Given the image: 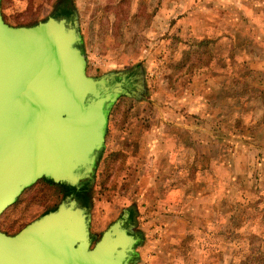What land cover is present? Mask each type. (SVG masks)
<instances>
[{
    "label": "crops",
    "instance_id": "obj_1",
    "mask_svg": "<svg viewBox=\"0 0 264 264\" xmlns=\"http://www.w3.org/2000/svg\"><path fill=\"white\" fill-rule=\"evenodd\" d=\"M229 1L61 0L55 7L58 13L67 11V15H76L82 39L86 30L81 24L83 21L95 18L98 24L107 22L112 33L117 30L114 26L123 22V36L129 38L132 35L127 26L139 20L143 26L135 34L157 39L160 36V45L163 44L160 48L146 50V55L159 52L165 58L173 54L175 75L171 85L164 80L165 64L155 77L152 71L158 67L153 60L147 59L140 67L142 73L149 72V81L153 79L154 83L155 79L158 88L157 101H153L154 119L149 117V111L134 116L115 139L116 147H123L124 151L112 147L108 153L121 152L120 157L128 153L135 159L136 169L148 174L149 180H157L156 170L164 163L173 169L172 177L180 184L188 181L196 184V189L201 191L195 192L185 207L179 209L177 206L174 212L178 215L187 211L193 214L211 212L212 206H193L197 195L229 197L228 185L233 183L239 187L243 178V175L230 177V166H237L240 171L248 170L250 165L259 164L257 159L250 163L245 150H258L259 155L255 156H260L259 159L264 152V138L263 143H257L260 139L254 137L264 130V0H231L232 7ZM64 2L68 6L59 8ZM122 6L126 10L125 18L120 14ZM144 6L151 7L148 13L144 12ZM168 30L170 32L165 35ZM127 43L124 40V44ZM203 48L211 54L208 64L195 61L196 54ZM186 55L189 60H185ZM160 76L162 79H158ZM238 157L233 163L230 160ZM105 160L104 156L98 162L94 178L99 168L105 172L102 165ZM147 166L151 170L144 171L143 167ZM249 173L245 179L255 181ZM176 225L179 230L181 223ZM182 226L190 231L207 228L206 223L190 221ZM167 229L165 223L157 226V230ZM180 241L181 236L175 235L146 242L147 245L160 242L177 246ZM189 243L191 247L198 244L194 236ZM175 259L174 253L163 256L154 250L143 251L139 257L144 264H170V261L176 264ZM197 260L203 263L202 259Z\"/></svg>",
    "mask_w": 264,
    "mask_h": 264
},
{
    "label": "water",
    "instance_id": "obj_2",
    "mask_svg": "<svg viewBox=\"0 0 264 264\" xmlns=\"http://www.w3.org/2000/svg\"><path fill=\"white\" fill-rule=\"evenodd\" d=\"M68 15L55 10L35 24L12 26L0 0V217L41 179L65 188L53 210L14 234L0 230V264L136 260L141 239L129 211L94 238L78 192L93 184L112 107L138 97L143 76H88L77 17Z\"/></svg>",
    "mask_w": 264,
    "mask_h": 264
},
{
    "label": "rangeland",
    "instance_id": "obj_3",
    "mask_svg": "<svg viewBox=\"0 0 264 264\" xmlns=\"http://www.w3.org/2000/svg\"><path fill=\"white\" fill-rule=\"evenodd\" d=\"M59 1L61 0H32L30 4L29 0H1V12L4 20L12 26L32 25L39 19L50 15ZM51 2L52 6H50ZM231 4L230 0L229 5L232 7ZM150 9L151 7L144 6L145 13H148ZM94 19L81 23L83 28H86L81 49L86 60L87 75L99 77L106 73L127 71L131 77H135L136 74L141 73L143 74V91L138 93V97L119 98L110 111L105 146L102 150V157L105 156L106 159L102 164L105 172L99 168L93 184L88 189L90 233L94 238H98L101 232L122 214L123 210H128L129 223L134 226L133 231L141 239L136 247L137 256L134 264H144L139 260L141 252L150 253L152 250L163 256L174 253L176 264H245L243 257L251 256L253 252H260L264 255V226L261 225L260 220H255V224L251 227L235 226L238 219L253 216L250 214L254 211L253 205H258L259 210L264 209V152L259 151L261 154V159H259L260 156H255L256 153L259 155L258 150H245L249 162L252 163L257 159L259 164L253 167L250 165L248 170L240 171L237 166H230V177L243 175V178L239 187L233 183L228 185L229 197L213 195L205 198L203 194L197 195V199L192 203L193 206H212L211 212L193 214L187 211L181 215L175 213L174 210L176 211L177 206L179 209L185 207L191 200V196L201 191L196 189V184L193 185L190 181L180 184L176 177H172L173 169L164 163H160L157 169L160 172L156 170L157 180H149L148 174H143L136 169L134 165L136 161L128 153L124 152L121 157L119 155L121 152L108 153L112 147L124 151L123 147H116L115 139L122 133L126 122L134 116L141 115L142 111H149V117L154 119L156 110L154 102L157 101L158 88L155 85V79L154 83L153 79L149 81V72L148 74L142 73L140 67L145 65L147 59L153 60L154 65L158 67L152 71L155 77V73L159 75L162 72H160L161 65L165 64L164 80H168L170 85L175 70L172 66V53L166 55L165 58L159 55V52L146 55V50H152L154 47L160 48L163 44L160 45V36L157 39L151 36L146 38L144 34L141 36L135 34L142 28L143 22L137 20L130 23L127 28L132 36L126 38L123 36L125 33L123 22L121 25H115L116 33H112L109 24L106 25L107 22L98 24ZM168 32L170 30L165 35ZM111 34L116 35L111 37ZM124 40L128 43L124 44ZM156 63H160V66ZM133 111L137 113L134 115L130 113ZM254 137L260 139L257 143H263L264 130L257 132ZM238 159L239 157L237 160L236 158L230 160L233 163V160L238 161ZM146 169L151 170V167H143L144 171ZM248 172L252 173L251 177L256 178L255 181L245 179ZM64 194L65 190L59 185L44 179L39 180L24 190L16 203L2 214L0 230L7 234L16 233L32 220L53 210L63 199ZM230 215L238 216L233 225L228 223ZM186 221L193 224L206 223L207 228L190 231L187 227L183 231L182 225ZM161 223H165L168 229L157 230V226ZM176 223H181L182 230L181 228L177 230ZM172 227H174L173 230ZM228 231L230 236L227 235ZM179 233L182 238L188 235L194 236L198 244L191 247L189 242L181 246L165 245L160 242H156L159 245H147L146 242L157 237L174 238ZM226 237L229 238L226 239ZM144 243L146 244L143 245ZM203 249L206 251L204 252ZM197 258L202 259L203 263ZM173 263L170 261V264ZM261 264H264V260Z\"/></svg>",
    "mask_w": 264,
    "mask_h": 264
},
{
    "label": "trees",
    "instance_id": "obj_4",
    "mask_svg": "<svg viewBox=\"0 0 264 264\" xmlns=\"http://www.w3.org/2000/svg\"><path fill=\"white\" fill-rule=\"evenodd\" d=\"M30 4H31V1L32 0H29ZM123 4V3H122ZM63 6L66 7L68 6V4L66 2L63 3ZM124 7L122 6L120 8V14L123 18H125V9H123ZM24 26H28V25H24ZM199 53V54H198ZM196 55H198L197 59L195 58V61L196 62H201L202 64H208L210 58H211V54L203 48L201 52H198ZM185 60H189V56L186 55V58ZM102 151L100 152V155H99V161L101 160L102 158ZM43 180V179H41ZM59 185V184H57ZM63 190H65L64 186L63 185H59ZM90 187L88 186V184H84L81 189L79 190V195H80V198L82 200V202L85 204V205H89V195H88V192H89V189ZM74 190V189H72ZM246 207H249L248 205H246ZM253 209L254 211L253 212H250V214H253V216L251 217H243L238 219V216L237 215H230L229 219H228V223L232 224L235 222L236 219L237 220V224L235 226L241 228V226H246V227H251L253 226L255 223V220L259 219L260 220V223L262 226H264V209H258V205H253ZM182 230V228H181ZM185 229H183L184 231ZM200 230V229H199ZM180 235V233H179ZM227 235L230 236L229 234V231L227 232ZM193 236H186V237H183L181 236V241L179 243V245H186L188 244V242H190L191 238ZM229 237H226V239H228ZM263 260H264V255L260 252H257V253H254L251 254V256H246V257H243V261L245 264H261L263 263Z\"/></svg>",
    "mask_w": 264,
    "mask_h": 264
},
{
    "label": "flooded vegetation",
    "instance_id": "obj_5",
    "mask_svg": "<svg viewBox=\"0 0 264 264\" xmlns=\"http://www.w3.org/2000/svg\"><path fill=\"white\" fill-rule=\"evenodd\" d=\"M63 7H64L63 3L59 4V8H63Z\"/></svg>",
    "mask_w": 264,
    "mask_h": 264
}]
</instances>
